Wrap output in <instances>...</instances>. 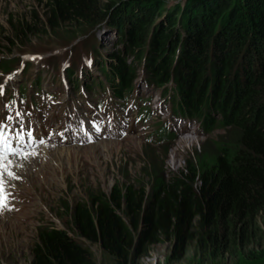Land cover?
<instances>
[{
    "label": "trees",
    "instance_id": "obj_1",
    "mask_svg": "<svg viewBox=\"0 0 264 264\" xmlns=\"http://www.w3.org/2000/svg\"><path fill=\"white\" fill-rule=\"evenodd\" d=\"M102 1L39 0L45 23L36 12L30 21L10 18V33H0V53L12 54L40 33L87 31L108 20L131 60L122 52L111 58L108 71L97 62L98 70L110 82L119 80L117 90L129 91L135 64L147 55L146 31L159 20L152 47L168 48L172 59L182 50L185 61L181 70L169 73L168 67L151 66L148 53L152 82L163 86L173 76L178 115L202 119L206 134L225 129L230 138L214 147L206 144L176 175L167 177L152 165L145 177L117 180L107 193L97 189L70 207L63 203L66 229L40 226L31 264H98L93 245L112 264H135L146 246L160 241L173 242L168 261H179L192 243L211 260L237 258L244 250L248 259L264 260V0L242 5L229 0ZM210 40L215 50L208 55ZM242 52L249 59L228 85L225 80ZM13 62L1 60L0 70H12ZM207 65L205 80L198 73H205ZM158 136L173 139L165 129Z\"/></svg>",
    "mask_w": 264,
    "mask_h": 264
},
{
    "label": "rangeland",
    "instance_id": "obj_2",
    "mask_svg": "<svg viewBox=\"0 0 264 264\" xmlns=\"http://www.w3.org/2000/svg\"><path fill=\"white\" fill-rule=\"evenodd\" d=\"M107 1L103 0L102 3ZM229 2L242 5L245 1L229 0ZM32 12H36L40 21L45 23V9L39 0H0V33L6 36L10 33V18L13 22L30 21ZM107 21L87 31H83L82 28L76 30L62 28L50 33H40L31 36L21 48L15 47L12 54L0 53V61L14 60L12 66L14 69L18 68L21 59L31 64L29 71L31 75L28 73L26 78L19 73L15 76L10 74L3 79V76L10 72L3 74L0 72V81L9 80L14 76V81L9 84L13 89L19 83L29 86L30 80L40 75L41 92H48L58 98L61 93L65 95L61 77L66 75L68 68L73 71L72 77H76V82L78 81L79 84L76 83L78 88L68 85L69 90L65 98L75 100L79 97L84 105L87 102L94 105L98 100L107 99V92L110 93L109 90L105 92L108 88L107 78L98 70L97 62L105 65L108 70L113 63L111 58L122 56V52L124 53V46L118 44L117 34L106 25ZM158 25L159 20L146 31L143 43L145 50L147 49V55L145 60L142 59L135 64L136 70L133 77L135 81L133 80L132 84L135 85L136 90L126 96L123 102L124 105H129L131 102L137 104L142 100L141 106H144L143 102L149 101L152 109V105H164L163 111H157V117L149 120L151 134H141L136 131L133 135L128 134L108 140V136L101 131V133H95V138L91 140L82 137L81 141L85 144L81 146L75 143L74 146H59L65 151L64 153L43 154V151H37L32 154L31 159H27V163L30 161L29 164L38 167L39 170L43 169V173L38 174L36 169L33 170V173H36L34 177L36 182L32 186L21 176L13 177L16 186L8 188L6 206L0 208V264H31V249L36 241L37 229L47 224L66 229L64 218L66 212L63 210V203L70 207L76 202L86 200L87 195L97 189L107 193L117 180L127 181L131 178L145 177L146 174L152 173V165L161 169L167 177L176 175L204 146L214 147L216 142L230 138L228 132L219 127L206 134L197 129L198 125L194 122L184 123L171 118H169L170 123L167 122L168 95H164L161 89L150 86L151 72L146 69L147 61H149L148 53L152 54L151 66L160 64L162 68L168 67L169 73H173V70L182 69L185 52L182 53V50L178 49L175 57L179 55L180 58L178 64H175V57L171 58L168 48L154 49L151 44L153 40L151 34L153 28L155 30ZM178 36L182 40L180 33ZM212 38H215V35ZM212 40H210L211 48L208 55L213 54L215 50V42L213 46ZM123 56L126 60H131L125 53ZM247 59L249 57H244L242 52L233 64L228 79L225 80L228 85L232 82L233 74L236 76L237 72L240 74L244 70L242 62L244 63ZM63 66L66 67L64 71H62ZM208 68L209 65L205 67V73L201 71L198 73L205 80L208 79ZM83 86L88 87L87 91L82 89ZM156 99L159 101L155 102ZM65 104L70 106L68 102ZM52 108L56 109V112L59 111L61 119L64 118L62 108L57 110L53 105ZM88 110L89 108H84V113L81 115L86 117L85 112ZM132 110L135 111V107H132ZM216 117L219 118L217 113ZM162 122L169 131L175 133L176 137L172 142H158V137L154 133ZM192 124H195L194 128L197 129L196 135L192 136L191 140H182L180 134L188 131ZM4 220L7 222L3 224ZM259 223L262 224L261 219ZM172 250V241L150 244L146 246L143 255L136 260L135 264H264V260L248 259L246 255L249 250H244L237 258L226 257L220 260L203 258L196 252L193 243L187 246L179 261H168ZM91 251L98 264H112L97 245H93Z\"/></svg>",
    "mask_w": 264,
    "mask_h": 264
},
{
    "label": "clouds",
    "instance_id": "obj_3",
    "mask_svg": "<svg viewBox=\"0 0 264 264\" xmlns=\"http://www.w3.org/2000/svg\"><path fill=\"white\" fill-rule=\"evenodd\" d=\"M143 60H145V58ZM105 68H106V66H105ZM65 69H66V67L62 71H64ZM105 70H107V68ZM100 73L103 74V72H100ZM62 74H63V72H62ZM65 74L66 75H63V77H61L62 78L61 84L62 85L64 84L63 85L65 87V91L64 92H65V95H66L68 93V90H69V86L68 85H71L74 88H78L76 86V83L79 84V82L78 81L76 82V80H77L76 77H72L73 76V71H70V69L67 68ZM144 75H145V72H144ZM150 76H151L150 77V82H151L150 83V86H153L154 88H157V89H161V91L163 92L164 95H168L167 96V98H168L167 104L169 106V112L167 113V116H168L167 122L170 123L169 118H171V120H174V121L175 120L176 121H180V122L183 121L184 123L186 121H188V122H194V123H197V125H198L197 126V129H200L203 132H205V128L203 126L202 119H198V118H195V117H183V116L178 115V110L175 109V105L173 103V99H176L178 97L177 94H176V91H175V90H177V86H176V84L174 82L173 76H170L169 81L166 84H164L163 86L155 85L152 82L153 81L152 80L153 79V75L151 73H150ZM133 80L134 79L132 78V83H134V81H135V80L134 81ZM110 81H111L110 79H107L108 88L106 89L105 92H107L109 90L110 93L109 92H107V93L112 95V99H109V98L106 99L108 101L107 107L110 108L109 115H112V116H110L109 118L108 117L103 118L104 119L103 121L106 120V122L107 121L108 122H111L112 125H110L109 127L105 128V130L107 131V133H109L111 131L112 127H117V126L121 127V126H124V128H123L124 131L121 134V136L110 137V136L107 135L108 136V140H112L114 138H121V137L127 136L128 134H131V135L135 134L136 130H134V129L129 130L128 129L129 123L123 124L124 123L123 120H113V118H115V117H124V119L125 118L127 119L128 117H130L131 115L127 111V108L128 107H131V106L135 107L136 113H135V111H133L134 115L138 114L139 120H144L146 123H149V120L150 119L157 117V111H160V112L163 111V108H164V105L163 104H159L158 106L157 105H155V106L152 105V107H153V109H152L149 101H144L143 102V105L144 106H141L142 100H140L137 104H134V102H131L129 105H124L123 102L126 99V96H128L132 91H135L136 90L135 85L132 84V87H131V89L129 91H126V90H123V89L117 90L116 87L119 86V80L115 77V79L112 81L113 83L110 82ZM90 84L92 85V82H90ZM99 84H100V82H99ZM100 85H102V84H100ZM87 88L88 87H86V86L85 87L84 86L82 87V89H84L86 91H87ZM65 95L63 93H61V95L59 96L58 100H59L60 103H62V101H64V99L66 97ZM76 98H77V100L76 101H73V102H70V101L68 102L66 100L70 104V106L67 105V104H65V105H66V108L67 109H73L74 111L77 112V115H80L79 111L81 110V108H83V105L84 104H83V102L81 103V99L79 97H76ZM60 100H62V101H60ZM157 101H159V100L156 99L155 102H157ZM125 107H127V108H125ZM74 111L72 112V115H74V113H75ZM215 115L216 114H214V117H215ZM217 119H219V118H217ZM120 124H123V125H120ZM189 125H191V124H189ZM194 126H195V124H192V126L189 127V130L188 131H183L180 134L182 140L191 139L192 136H195L196 135L195 134V131L197 129H195ZM150 128H151V126H150ZM150 128H148L146 126V128L143 131L139 132V133H141V134H151L150 133ZM119 129H122V128H119ZM162 129H165L168 132H170V134L173 135V139L172 140H169V141L168 140H160V138H159L158 135H159V131L162 130ZM154 134H155V136L158 137V142H162V141L172 142L175 139V137H176L175 133H172V131H169L166 128L164 122H162V123L159 124V126L156 128ZM75 144H77V143H75ZM78 145L81 146L83 144H78ZM46 146H49V147L51 146L52 147L51 144H46ZM56 146L59 147L60 145L59 146L58 145H54V147H56ZM67 146H74V144L67 145ZM62 147H64V146H62ZM6 183H8V182H5L4 186L8 190L9 187L6 185Z\"/></svg>",
    "mask_w": 264,
    "mask_h": 264
},
{
    "label": "bare ground",
    "instance_id": "obj_4",
    "mask_svg": "<svg viewBox=\"0 0 264 264\" xmlns=\"http://www.w3.org/2000/svg\"><path fill=\"white\" fill-rule=\"evenodd\" d=\"M185 140H191V139H185ZM37 151L38 152L43 151V154H48V153H51V152H56V153L57 152H59V153L60 152L61 153L65 152L62 148H59V147L58 148H53V147H49V146L41 147ZM36 152L35 151L34 152H30V153H27L25 155L18 156V157H12V158L10 157V158H7V160L4 161V163L7 165V170L13 174L12 176H7V175L5 176V182H8V183H6V185L8 187L16 186V183L13 181V177H15V176L23 177L25 180L29 181L31 186L35 185L36 181H35L34 177H35L36 173H33V170L36 169L38 174H42L43 173V169L40 168L41 170H39L38 167H34V165H31V163L29 164L30 161L28 163H27V161L30 160L32 154H35ZM9 161H11V163H9ZM35 162H36V160H35ZM0 170H2V169H0ZM5 222H7V221L4 220L3 224ZM3 224H1L2 227H4Z\"/></svg>",
    "mask_w": 264,
    "mask_h": 264
},
{
    "label": "snow or ice",
    "instance_id": "obj_5",
    "mask_svg": "<svg viewBox=\"0 0 264 264\" xmlns=\"http://www.w3.org/2000/svg\"><path fill=\"white\" fill-rule=\"evenodd\" d=\"M2 90L3 86L0 85V92H2ZM8 119H11V117ZM28 135L31 136V133L29 132ZM10 136L12 139L23 141V129L13 132V130H11L7 124H0V169H2L0 170V207L6 206L5 200L7 198V193L4 187L5 176L13 175L7 170V166L3 162L7 160L9 153H11L13 156L19 154L18 150L11 147ZM9 163H11V161H9Z\"/></svg>",
    "mask_w": 264,
    "mask_h": 264
}]
</instances>
